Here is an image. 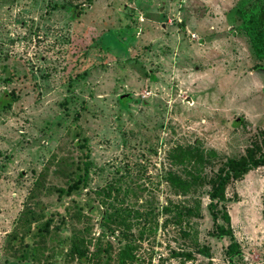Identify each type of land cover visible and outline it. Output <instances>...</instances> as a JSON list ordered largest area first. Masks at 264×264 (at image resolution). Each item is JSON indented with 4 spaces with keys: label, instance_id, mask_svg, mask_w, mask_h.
Here are the masks:
<instances>
[{
    "label": "rangeland",
    "instance_id": "374dc122",
    "mask_svg": "<svg viewBox=\"0 0 264 264\" xmlns=\"http://www.w3.org/2000/svg\"><path fill=\"white\" fill-rule=\"evenodd\" d=\"M240 1L0 0V264H228L210 181L264 145V60ZM85 144L89 174L66 192ZM169 173L203 184L185 193ZM226 194L241 262L264 264V166Z\"/></svg>",
    "mask_w": 264,
    "mask_h": 264
},
{
    "label": "trees",
    "instance_id": "16d2710c",
    "mask_svg": "<svg viewBox=\"0 0 264 264\" xmlns=\"http://www.w3.org/2000/svg\"><path fill=\"white\" fill-rule=\"evenodd\" d=\"M81 12L76 11V16L79 17ZM233 15L242 21L240 22L241 30H243L249 37L253 44V50L257 58L264 60V0H241L233 9ZM11 99L4 96L0 100V107L5 108L10 104ZM12 102V101H11ZM264 133V130H263ZM85 172L80 174L76 182L69 186L66 192H72L74 189L79 188L80 183L87 178L89 174V168L92 165L90 159V150L88 145L85 144ZM193 156L198 158L201 156L196 150L193 151ZM264 166V145L255 144L252 147L247 148L245 154L240 157H229L227 161L221 165L214 177L211 178V189L208 191L210 202L208 203V211L213 221L212 235L218 239L228 238L229 244L226 248V257L228 264H243L242 247L237 240L234 229L232 226V218L227 208V203L230 201L226 194L227 185L234 179H240L246 175L250 170L257 167ZM168 180L171 181L177 188L183 189L182 191L187 193L192 187L202 185L203 182L199 181L197 174L191 175L190 178H184L182 176L173 175L169 173ZM65 190L62 189V192ZM165 210H169V207H165ZM159 209H152L149 215H154ZM199 205L194 207H187L186 214L189 217L199 214ZM147 215V217H149ZM119 223V214H115ZM151 217V216H150ZM106 219V220H105ZM103 226L105 227L106 221H115L112 215L103 217ZM178 222H181L180 220ZM29 245H26L27 248ZM74 252L81 260H86L88 254L86 250L79 244H74ZM101 252H105V244L100 248ZM204 251V250H203ZM205 252V251H204ZM132 249L124 248L120 251L121 263H125L127 258L134 259ZM33 256V259L39 258V251L37 247H33L31 251L24 249L23 258L29 262ZM101 259L103 256L101 255ZM30 264V263H29Z\"/></svg>",
    "mask_w": 264,
    "mask_h": 264
}]
</instances>
